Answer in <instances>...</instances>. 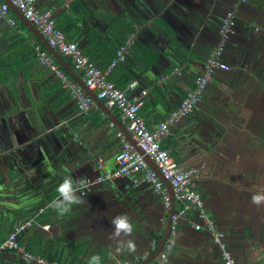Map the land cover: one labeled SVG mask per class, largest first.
I'll use <instances>...</instances> for the list:
<instances>
[{
  "label": "crops",
  "instance_id": "obj_1",
  "mask_svg": "<svg viewBox=\"0 0 264 264\" xmlns=\"http://www.w3.org/2000/svg\"><path fill=\"white\" fill-rule=\"evenodd\" d=\"M8 4L0 16V58L8 66L0 74L15 66L18 78L0 81L6 100L0 109V242L18 223L33 219L20 234L27 251L61 264H87L99 254L102 264H113L110 221L127 213L137 251L120 254V264H160L170 215L183 206L168 181L163 186L169 204L150 183L135 185L136 175L92 186L83 194L85 203L64 216L49 207L65 176L81 182L95 178L102 172L99 158L103 170L115 166L122 145L118 131L126 140L134 139L118 110L91 96L95 91L84 87L82 71L72 60L60 53L68 71ZM38 6L51 8L56 26L102 70L132 38L126 61L107 78L121 87L137 79L132 95L148 90L140 114L149 128L165 119L193 86L219 40L225 12L234 9L236 32L227 39L223 55L229 69L213 75L197 107L160 143L181 167L196 170L193 185L207 214L225 232L238 264H264V205L250 202L253 193L264 192V0H39ZM36 47L46 50L67 78L93 98L86 112L40 61ZM195 222L200 218L193 208L178 218L176 243L164 264H223L220 249L207 231L192 226ZM0 264L32 263L8 251Z\"/></svg>",
  "mask_w": 264,
  "mask_h": 264
},
{
  "label": "built area",
  "instance_id": "obj_2",
  "mask_svg": "<svg viewBox=\"0 0 264 264\" xmlns=\"http://www.w3.org/2000/svg\"><path fill=\"white\" fill-rule=\"evenodd\" d=\"M7 1L0 3V16L7 13L8 3L12 4L27 20L36 26L52 48L69 57L74 66L82 71L84 84L95 91V96L107 106L118 110L126 129L133 137L136 146L142 151H138L130 141L124 138L123 133L118 131L117 135L120 137L122 145L115 154V166L112 169L103 170V159L99 158L97 167L102 172L93 179L84 178L81 183L76 185L80 193L85 194L92 186L110 179L138 175L133 179L135 185L142 182L150 183L153 190L161 195L166 204H169L168 194L163 186V180H168L174 198L182 202L183 206L178 212L170 215L169 233L159 254L160 264L167 262L168 256L174 249L178 218L191 208L197 211L200 218V222H195L192 226L197 230L203 229L210 234L212 243L220 249L223 264H238L227 245L225 232L219 229L214 220L207 214L201 194L193 185V175L196 170L181 167L160 143V139L170 133V129L175 123L189 115L197 107L213 75L217 71L229 69V64L223 55L227 39L236 32L234 9L225 12L219 27V40L209 50L201 71L195 75L193 86L185 92L178 105L170 111L165 119L159 121L153 128H149L140 114L143 97L148 90L142 88L138 94L132 95L131 92L138 86L137 79H132L121 87L107 78V74L115 65L127 59L133 44L132 38L129 37L125 43L116 49L115 56L106 69L102 70L82 51L77 42L68 40L65 34L56 26L51 8L38 6L39 0ZM8 21L10 24L15 23L12 18H8ZM36 50L40 61L61 78V83L65 87L71 89L79 109L86 112L94 104L93 98L84 94L81 87L67 78L48 52L41 50L39 47H36ZM174 70H177V68ZM165 79L166 76L162 77L161 81H165ZM110 125L113 126V123L111 122ZM144 155L154 162L160 174L149 166ZM32 224L33 219L18 223L8 233L7 237L0 242V256L8 251H15L24 260L32 264H61L58 261H49L38 254H33L23 247L19 239L20 234ZM46 227L48 228L49 225H46Z\"/></svg>",
  "mask_w": 264,
  "mask_h": 264
},
{
  "label": "clouds",
  "instance_id": "obj_3",
  "mask_svg": "<svg viewBox=\"0 0 264 264\" xmlns=\"http://www.w3.org/2000/svg\"><path fill=\"white\" fill-rule=\"evenodd\" d=\"M73 176H65L56 187V196L50 202L49 207L59 216L69 213L74 206L83 205L85 200L82 198L76 187L78 183ZM250 202L260 207L264 205V192H256L251 195ZM112 231L108 235L109 241L114 245V255L112 256L113 264H120L119 256L122 253H135L137 244L132 238L134 231L133 223L127 213L118 214L111 219ZM87 264H102V257L99 254L91 255Z\"/></svg>",
  "mask_w": 264,
  "mask_h": 264
},
{
  "label": "water",
  "instance_id": "obj_4",
  "mask_svg": "<svg viewBox=\"0 0 264 264\" xmlns=\"http://www.w3.org/2000/svg\"><path fill=\"white\" fill-rule=\"evenodd\" d=\"M18 10V9H17ZM19 11V10H18ZM20 12V11H19ZM21 13V12H20ZM22 14V13H21ZM24 17V16H23ZM24 19H26L25 17H24ZM26 21L29 23V26L28 27H30V29L32 30V32L38 37V38H40L45 44H46V46H47V48H48V51L60 62V63H65V61L63 60V57L60 55V53L57 51V50H55L54 48H52L49 44H48V42L46 41V39L40 34V32L38 31V29L36 28V26L34 25V24H32L29 20H27L26 19ZM66 64V63H65ZM66 68L65 69H67L68 71H69V69H71L70 67H69V65H67L66 64V66H65ZM71 74L73 73V72H70ZM84 87L86 88V89H88L87 88V86H85L84 85ZM91 96L93 97V98H96V99H98L96 96H95V94L94 93H91ZM126 133L129 135V136H131V134H130V132L128 131V130H126ZM130 142L135 146V148L138 150V151H140V152H142L137 146H136V143H135V141H131L130 140ZM144 158L146 159V161L148 162V164H149V166L152 168V169H154L156 172H158L159 174H160V171L157 169V167H156V165L154 164V162L152 161V160H150L146 155H144ZM164 181H168V180H165L164 179ZM169 182V181H168ZM170 224H171V222L169 223V225H168V227L170 226ZM168 233H169V229H168ZM168 233L163 237V240H162V244L165 242V240H166V238H167V236H168ZM162 244H161V247L159 248V252L161 251V249H162Z\"/></svg>",
  "mask_w": 264,
  "mask_h": 264
},
{
  "label": "trees",
  "instance_id": "obj_5",
  "mask_svg": "<svg viewBox=\"0 0 264 264\" xmlns=\"http://www.w3.org/2000/svg\"><path fill=\"white\" fill-rule=\"evenodd\" d=\"M63 32V31H62ZM43 49L44 47L41 46ZM46 51V50H45ZM5 58L1 57L0 58V68H2L3 70H6V66H8V63H6L7 61L4 60ZM126 61V60H125ZM124 61V62H125ZM9 62V61H8ZM6 63V64H5ZM17 65V63H15ZM13 70H15V66H12ZM12 68H10L11 70L9 71V73H1L0 74V81L4 84V83H7V82H10V81H14L18 78V72L17 71H13L12 72ZM185 95V94H184ZM183 95V96H184ZM182 99V98H181ZM162 146L164 147L165 145L162 144ZM165 148V147H164ZM206 210V209H205ZM20 239V238H19ZM49 259H56V257H49Z\"/></svg>",
  "mask_w": 264,
  "mask_h": 264
},
{
  "label": "flooded vegetation",
  "instance_id": "obj_6",
  "mask_svg": "<svg viewBox=\"0 0 264 264\" xmlns=\"http://www.w3.org/2000/svg\"><path fill=\"white\" fill-rule=\"evenodd\" d=\"M5 95L3 93V90L0 89V109L4 110L6 105H5Z\"/></svg>",
  "mask_w": 264,
  "mask_h": 264
}]
</instances>
